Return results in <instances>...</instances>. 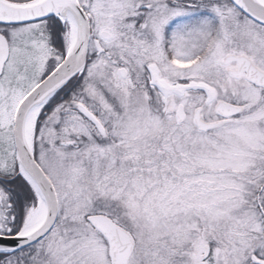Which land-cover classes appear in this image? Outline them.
I'll return each mask as SVG.
<instances>
[{"label": "snow or ice", "instance_id": "1", "mask_svg": "<svg viewBox=\"0 0 264 264\" xmlns=\"http://www.w3.org/2000/svg\"><path fill=\"white\" fill-rule=\"evenodd\" d=\"M0 264H264V0H0Z\"/></svg>", "mask_w": 264, "mask_h": 264}]
</instances>
